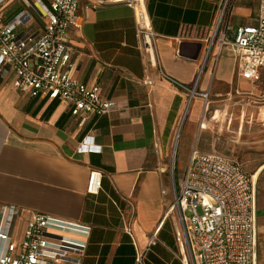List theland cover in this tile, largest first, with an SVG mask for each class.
I'll return each instance as SVG.
<instances>
[{
    "label": "crops",
    "instance_id": "0c3cea01",
    "mask_svg": "<svg viewBox=\"0 0 264 264\" xmlns=\"http://www.w3.org/2000/svg\"><path fill=\"white\" fill-rule=\"evenodd\" d=\"M95 1L79 0V14L88 16L71 34L73 74L118 105L80 125L69 103L22 94L12 75L0 76V206L15 205L24 218L36 211L90 224L81 264H136L145 250V264H184L188 252L177 239V210L166 216L182 179L175 178L179 140L187 141L189 158L198 149L241 163V146L264 143V97H256V82L239 75L238 57L228 46L219 54L213 48L198 78L225 0H146L159 65L150 68L149 85L133 9L121 0L92 7ZM228 3L222 25L229 37L237 26L257 23L260 0ZM22 9L34 13L33 27L42 25L35 7L23 0L3 6L6 17ZM162 72L210 90L209 108L204 112L200 97L189 104L187 92ZM86 137L101 151L78 153ZM92 168L103 173L98 194L87 192ZM254 179L257 264H264V162ZM158 227L155 244L148 246Z\"/></svg>",
    "mask_w": 264,
    "mask_h": 264
},
{
    "label": "built area",
    "instance_id": "2783aa9c",
    "mask_svg": "<svg viewBox=\"0 0 264 264\" xmlns=\"http://www.w3.org/2000/svg\"><path fill=\"white\" fill-rule=\"evenodd\" d=\"M0 0V76H13L20 93L44 96L71 105L73 116L107 114L117 102L103 98L98 86L78 80L74 72L71 34L80 31L85 18L79 14V0H23L34 6L42 25L34 26L35 15L22 9L6 17ZM134 11L136 33L147 61L146 83L151 84L150 68L158 67L156 34L153 32L146 0H121ZM109 0H96L92 7ZM229 0H225L198 78L214 47L218 54L224 46L236 53L239 75L257 82L264 70V0H260L257 23L241 25L232 37L222 21ZM90 7H87V10ZM175 86L186 91L188 102L202 98L204 112L210 106V90L199 91L162 72ZM198 80V79H197ZM203 121V120H202ZM204 127L203 123L201 125ZM90 137L78 144V153L101 151ZM174 172V165L172 168ZM174 176V175H173ZM103 173L89 172L87 192L98 194ZM174 178V177H173ZM177 210L181 227L177 239L187 246L184 264H257V210L254 175L245 171L236 159L193 149L183 171L179 187L169 202L166 216ZM92 230L90 224L66 220L12 204L0 206V264H81ZM159 227L148 246L155 244ZM139 252L136 264H145Z\"/></svg>",
    "mask_w": 264,
    "mask_h": 264
},
{
    "label": "rangeland",
    "instance_id": "374dc122",
    "mask_svg": "<svg viewBox=\"0 0 264 264\" xmlns=\"http://www.w3.org/2000/svg\"><path fill=\"white\" fill-rule=\"evenodd\" d=\"M229 3L227 5L226 11L228 9ZM226 11L224 16L226 15ZM254 92L256 97L263 98L264 97V74L262 75L261 79L254 83ZM239 112L237 111L235 120L233 122L232 128H237V115ZM187 119H184V122L181 127V131L183 130V126L185 125V122ZM260 126H256L258 129ZM245 130H247V126L244 127ZM181 135V134H180ZM234 135H230L231 138H233ZM183 138V137H182ZM179 140V143L177 145V149L175 150V156H176V177L175 178H182L183 171L185 165L188 163L189 159V151L187 148V141L183 142V139ZM245 139L248 140H254V139H260L258 136H252L248 137L246 136ZM172 157V154H171ZM170 157V158H171ZM171 160V159H170ZM240 161L243 164V168L245 171L249 174H255L258 167L264 162V143L257 144V145H247V146H241L240 147ZM263 176V175H260Z\"/></svg>",
    "mask_w": 264,
    "mask_h": 264
}]
</instances>
